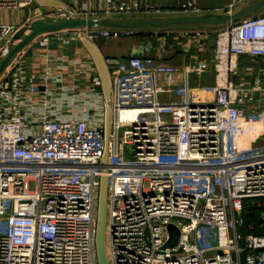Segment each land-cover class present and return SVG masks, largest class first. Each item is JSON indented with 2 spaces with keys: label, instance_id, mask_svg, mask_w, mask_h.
Instances as JSON below:
<instances>
[{
  "label": "built area",
  "instance_id": "obj_1",
  "mask_svg": "<svg viewBox=\"0 0 264 264\" xmlns=\"http://www.w3.org/2000/svg\"><path fill=\"white\" fill-rule=\"evenodd\" d=\"M196 2L181 9L196 12ZM0 11L23 14L0 23L1 61L34 20H112L148 7L104 0L88 12L0 0ZM130 35L112 27L43 34L26 47L31 59L21 51L0 76V264H99L103 175L108 264H264V14L218 31L213 53L189 68L160 56L103 58L108 99L98 75L81 91L53 74L54 48ZM177 74L180 85H163ZM169 225L180 233L174 248H165Z\"/></svg>",
  "mask_w": 264,
  "mask_h": 264
},
{
  "label": "crops",
  "instance_id": "obj_2",
  "mask_svg": "<svg viewBox=\"0 0 264 264\" xmlns=\"http://www.w3.org/2000/svg\"><path fill=\"white\" fill-rule=\"evenodd\" d=\"M64 5L63 9L68 8H80L88 12H96L102 10L104 6V0H58ZM138 4L142 9L148 7V11H142L139 14H132L127 16H122L118 18H113V21L119 23H131L132 22H159L166 19H177L182 17H216L221 16L216 14V12H222L224 15L227 6L231 3V0H197L196 12H184L181 6L187 0H131ZM234 6L233 12H239L240 3ZM246 9V8H245ZM222 10V11H219ZM244 10V9H242ZM6 20L0 21V23H19L23 14L15 13L14 11L3 12ZM213 18V19H214ZM209 19V20H213ZM168 21V20H167ZM165 22V21H164ZM231 22V23H235ZM189 26L198 25L195 30H190L188 33L189 37H186V30H179L176 32L179 36L173 39V43L167 48L165 45L162 49L158 51L161 55L158 57L165 58L168 62L172 63L178 67H191L196 60L204 59L210 56L214 51L216 33L230 25V23L224 24H188ZM201 25H209L211 28L200 27ZM139 26L155 27L148 24H140ZM220 28H216V27ZM106 28V27H104ZM110 28V27H107ZM115 28V27H112ZM159 28V27H155ZM124 29V28H122ZM129 29V28H128ZM131 29V28H130ZM165 33L167 32H160ZM185 35V36H184ZM127 37L120 36L118 38H112L107 40H100L95 43L101 56L105 58H119V57H143L146 56L149 47L144 45V41L140 40H128ZM164 40V37L162 38ZM27 58L31 59L33 56L32 48H26L22 50ZM55 58L60 56L61 59L58 61L59 69L54 70L53 74L62 77L63 84L65 86L78 85L81 91H87L89 82L87 77L98 75L95 68L94 62L90 57L89 53L86 51L83 42L79 40H73L70 45L66 48H54L52 51ZM43 62V61H42ZM37 67L38 63H34ZM34 67V69H36ZM199 80L197 78H192V83L196 84ZM202 82H210L211 79L201 78ZM79 94V93H78Z\"/></svg>",
  "mask_w": 264,
  "mask_h": 264
},
{
  "label": "water",
  "instance_id": "obj_3",
  "mask_svg": "<svg viewBox=\"0 0 264 264\" xmlns=\"http://www.w3.org/2000/svg\"><path fill=\"white\" fill-rule=\"evenodd\" d=\"M35 4L44 9H63L64 5L58 0H34ZM264 8V0L252 5L244 10L236 12L232 15L216 16L213 20H209L206 17H182L165 22H131V23H119L110 19L106 20H87L81 18L75 19H39L34 20L26 28H23L18 35L13 39V44L10 46L7 55L0 61V76L10 65L11 61L31 42L38 36L48 33H56L60 31L70 29H84L93 27H115V28H133L140 24H148L159 28H164L175 24H224L237 21L243 17H246L260 9ZM73 37H76L74 35ZM83 45L86 51L92 58L95 68L97 70L101 89L106 99L110 96V81L108 73L104 64L103 57L101 56L97 46L92 42L83 41ZM182 82V75L177 74L171 77L163 85H180ZM110 120V110L106 109L105 112V126L104 133L106 142L108 140V129ZM104 164L107 163V150L105 151ZM107 176L103 175L101 178V186L98 200V214H97V230H96V251L99 264H108L105 250V232L107 227ZM169 232V241L165 245V248H174L179 242V230L173 226H167Z\"/></svg>",
  "mask_w": 264,
  "mask_h": 264
},
{
  "label": "rangeland",
  "instance_id": "obj_4",
  "mask_svg": "<svg viewBox=\"0 0 264 264\" xmlns=\"http://www.w3.org/2000/svg\"><path fill=\"white\" fill-rule=\"evenodd\" d=\"M241 1V0H240ZM263 1V0H244L242 3H240L241 5H239L238 9H245L248 8L252 5L257 4L258 2ZM222 11V10H219ZM25 13V12H24ZM216 14L218 15H224V13L222 14V12H216ZM260 14H264V8L250 14L249 16H256V15H260ZM8 16H5L3 14L2 11H0V21L5 22L4 20H6L5 18H7ZM207 19H213L214 17L209 16L206 17ZM132 20H136L135 18H132ZM131 20V22H132ZM169 19L166 20H161L159 22H164L167 21ZM172 20V19H170ZM198 27V25L195 26H189L188 24H175V25H170L164 28H155V27H147V26H136L133 28H129V30L131 31L132 35H130L129 37H127L126 39L128 40H140L144 41V45L146 47H149V51H147L146 56L148 57H152V58H156L158 57V55H161V52L158 53L159 50L162 49V46L165 45V47L167 48L169 45H171V43H173V39H175L176 36H179L176 32H178L179 30H186L187 33L185 34L186 37H189L190 34L188 33V31L190 30H195ZM200 27H207V28H211L209 27V25H201ZM216 28H220L219 26ZM160 32H167V34L165 33H160ZM184 35V36H185ZM164 37V40L162 39ZM125 57V56H123Z\"/></svg>",
  "mask_w": 264,
  "mask_h": 264
},
{
  "label": "trees",
  "instance_id": "obj_5",
  "mask_svg": "<svg viewBox=\"0 0 264 264\" xmlns=\"http://www.w3.org/2000/svg\"><path fill=\"white\" fill-rule=\"evenodd\" d=\"M250 216V221L249 222H255L256 219H254L256 217V211L254 209H251L249 210V214ZM255 233H262V231H258V230H255Z\"/></svg>",
  "mask_w": 264,
  "mask_h": 264
},
{
  "label": "bare ground",
  "instance_id": "obj_6",
  "mask_svg": "<svg viewBox=\"0 0 264 264\" xmlns=\"http://www.w3.org/2000/svg\"><path fill=\"white\" fill-rule=\"evenodd\" d=\"M121 117H122V118L126 117V114H123V113H122V114H121Z\"/></svg>",
  "mask_w": 264,
  "mask_h": 264
}]
</instances>
